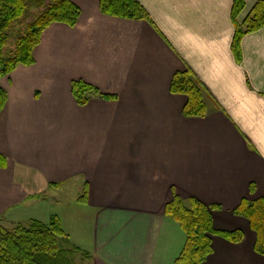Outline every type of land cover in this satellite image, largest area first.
Listing matches in <instances>:
<instances>
[{
    "label": "crops",
    "instance_id": "obj_1",
    "mask_svg": "<svg viewBox=\"0 0 264 264\" xmlns=\"http://www.w3.org/2000/svg\"><path fill=\"white\" fill-rule=\"evenodd\" d=\"M136 1L152 25L104 15L100 0H72L76 27L53 24L35 64L0 77V220L56 206L50 219L90 255L80 264H173L186 242L165 214L177 195L219 206L214 228L244 234L240 244L213 236L205 264H264L249 222L234 215L243 200L264 198V28L243 37L237 61L235 0ZM260 1L245 0L237 22ZM186 70L205 91L204 118L185 117L187 97L171 92ZM75 81L116 99L81 107ZM69 185L70 203L50 196Z\"/></svg>",
    "mask_w": 264,
    "mask_h": 264
},
{
    "label": "trees",
    "instance_id": "obj_2",
    "mask_svg": "<svg viewBox=\"0 0 264 264\" xmlns=\"http://www.w3.org/2000/svg\"><path fill=\"white\" fill-rule=\"evenodd\" d=\"M244 8L245 0L234 1L232 17L236 33L233 51L237 61H240L243 37L264 28V1L258 2L246 20L239 24L237 17ZM100 10L110 17L144 21L152 25L149 15L136 0H100ZM29 12L34 20L28 25L26 32L17 37L14 52L6 57L4 49L10 40V31ZM80 16L81 11L72 0H0V77H9L20 66H33L34 52L41 44L45 31L53 24H65L74 28ZM171 92L187 97L183 110L185 117L204 118L207 115L205 91L189 70L174 76ZM72 94L81 107L86 106L91 97L107 101L116 99L115 96L102 94L83 81L72 83ZM7 101V92L0 88V115ZM6 167L7 160L0 155V169ZM53 187L57 188L59 185L55 184ZM86 199L85 190L79 202L86 203ZM220 209L219 206H206L195 198L184 201L179 196H174L166 206L165 214L181 227L186 242L173 264H205L213 253V236L234 244H240L244 240L241 231L226 232L214 228L212 212ZM234 215L249 222L256 234L255 252L264 257V198L254 202L243 200ZM77 254L84 258L90 256L70 242L57 216H53L48 224L33 220L29 227L19 224L12 231L3 227L0 220V264H75Z\"/></svg>",
    "mask_w": 264,
    "mask_h": 264
},
{
    "label": "rangeland",
    "instance_id": "obj_3",
    "mask_svg": "<svg viewBox=\"0 0 264 264\" xmlns=\"http://www.w3.org/2000/svg\"><path fill=\"white\" fill-rule=\"evenodd\" d=\"M35 13V11H33ZM34 20V17L31 16V12H29L25 17H23L18 24L10 31V40L7 43L4 53L6 57H9L16 48V40L20 34H24L28 25ZM16 30V31H15ZM15 31V32H14ZM60 194L66 195L68 198V202L65 200L63 203L67 202L70 203L73 198L77 196V189L74 185H69L68 187L60 190V191H53L50 193V196L53 198L59 197ZM57 201V200H56ZM62 209L56 206L52 207L51 205H37L31 208H23L12 211L8 215L3 218L2 225L7 230L12 231L15 227L19 224L25 227H29L33 220H37L44 224H48L50 217L55 214H60ZM70 240V238H69ZM71 242V241H70ZM82 260V255L76 256L75 263L80 264Z\"/></svg>",
    "mask_w": 264,
    "mask_h": 264
}]
</instances>
